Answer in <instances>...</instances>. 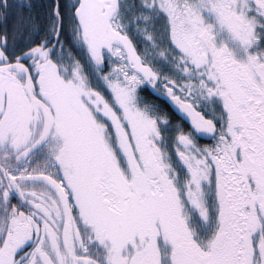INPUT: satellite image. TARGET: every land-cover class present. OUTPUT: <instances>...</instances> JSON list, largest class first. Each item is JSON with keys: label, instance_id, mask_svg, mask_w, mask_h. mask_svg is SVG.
I'll return each mask as SVG.
<instances>
[{"label": "snow or ice", "instance_id": "snow-or-ice-1", "mask_svg": "<svg viewBox=\"0 0 264 264\" xmlns=\"http://www.w3.org/2000/svg\"><path fill=\"white\" fill-rule=\"evenodd\" d=\"M0 264H264V0H0Z\"/></svg>", "mask_w": 264, "mask_h": 264}]
</instances>
